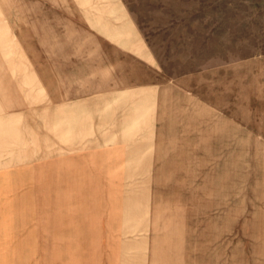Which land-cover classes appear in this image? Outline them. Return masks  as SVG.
Here are the masks:
<instances>
[{
	"label": "rangeland",
	"instance_id": "obj_1",
	"mask_svg": "<svg viewBox=\"0 0 264 264\" xmlns=\"http://www.w3.org/2000/svg\"><path fill=\"white\" fill-rule=\"evenodd\" d=\"M0 190L10 264H264V0H0Z\"/></svg>",
	"mask_w": 264,
	"mask_h": 264
},
{
	"label": "crops",
	"instance_id": "obj_2",
	"mask_svg": "<svg viewBox=\"0 0 264 264\" xmlns=\"http://www.w3.org/2000/svg\"><path fill=\"white\" fill-rule=\"evenodd\" d=\"M53 193L51 200L53 199L55 203L51 205V224L40 225L38 224L40 230L50 233L45 236V238L50 239L55 243L59 241L63 233H69L74 231V228L69 224L62 223L63 218L66 216L70 220L71 211H74L75 203L72 201L75 199L74 195L67 192L63 197H55ZM12 193L10 191L0 190V264H10V246L12 241V221H11V208H12ZM74 222V219H72ZM73 229V230H72ZM65 237H69L65 236ZM41 238L44 239L43 234ZM55 244L53 246H57ZM9 250H8V249Z\"/></svg>",
	"mask_w": 264,
	"mask_h": 264
}]
</instances>
